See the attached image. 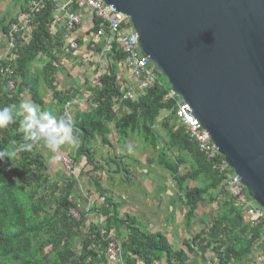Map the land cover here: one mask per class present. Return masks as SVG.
<instances>
[{"label": "trees", "instance_id": "obj_1", "mask_svg": "<svg viewBox=\"0 0 264 264\" xmlns=\"http://www.w3.org/2000/svg\"><path fill=\"white\" fill-rule=\"evenodd\" d=\"M52 7L50 2L43 1L41 9L33 15L32 40L19 50L14 72L17 86L11 101L7 99L0 77V107L18 106L28 97L42 110H57L63 118L67 95L81 94V87L76 83L68 89L64 87L66 92L53 86L58 83V76L66 74L70 79L71 76L59 65L60 57L65 54L63 35H53L49 31ZM107 58V70L99 77L100 86L86 84L92 97L87 110L74 114L71 124L77 143L75 150L67 154L75 164L82 159L85 161L78 176H87L88 185L102 201H97L85 212L80 210L82 203L76 201L80 192L77 179L65 174L60 187L50 182L45 173L47 148L42 143L30 152L4 158L0 161V264H108L105 244L98 241L100 224L90 221V216L105 217L103 227L118 236L121 231L126 232L122 247L127 264H154L162 259H165L164 264H206L208 253H213L218 264H251L257 248L264 255L262 225L243 219L241 211L224 194L218 173L206 162L196 143L190 141L178 126L175 101L164 100L170 87L156 82L137 100H122L120 86L124 81L119 77L118 64L124 55L113 51ZM38 61L43 63L42 67L34 69ZM163 111L169 113V117L159 123L165 135L157 131V120ZM21 119L17 117L15 122L0 129V150L24 142L19 128ZM113 131L122 151L120 156L116 155L109 138ZM132 137H138L152 151V158L147 159L145 165L127 150V141ZM96 143L113 152L109 150L107 158L98 160ZM124 159L129 163H124ZM131 166L137 167V171L146 169L142 177L155 173L152 166L170 175L177 189V193L169 197L172 211L168 215L174 226L177 202L185 209V228L196 219L200 204L210 207L217 203L218 209L212 211L207 230L183 241L184 249H174L161 232H149L136 215L121 214L120 203L102 186L99 174H125L127 178L131 176ZM159 179L161 183L166 182L165 177ZM188 181L199 185L188 188L185 186ZM166 192L165 186L161 185L155 194L159 199ZM71 210H75L80 218L76 219ZM83 231V239L77 243L76 238ZM94 234L97 239L92 238ZM93 242L99 244L97 249L90 248Z\"/></svg>", "mask_w": 264, "mask_h": 264}, {"label": "water", "instance_id": "obj_2", "mask_svg": "<svg viewBox=\"0 0 264 264\" xmlns=\"http://www.w3.org/2000/svg\"><path fill=\"white\" fill-rule=\"evenodd\" d=\"M264 208V0H101Z\"/></svg>", "mask_w": 264, "mask_h": 264}, {"label": "built area", "instance_id": "obj_3", "mask_svg": "<svg viewBox=\"0 0 264 264\" xmlns=\"http://www.w3.org/2000/svg\"><path fill=\"white\" fill-rule=\"evenodd\" d=\"M43 1H48L53 6L49 31L53 35L56 33L63 35L64 49L67 54H83L79 59L80 63H86L95 53L97 56L105 57L107 61V55L112 54L113 51H119L124 55L123 60L118 64L119 71L120 66H122L126 74L133 79L134 84L129 87L122 79L124 81L120 86L123 92L122 100L135 101L144 96L147 90L156 82L161 85L158 79L159 73L150 64L149 58L143 57L138 50V38L129 18L122 12L116 11L113 6L105 4L101 0H31L25 3V7L20 12L17 21L10 24L3 52L0 53L1 85L6 91L9 101L13 99L17 86L14 72L15 65L19 59V50L29 45L32 40L31 23L33 15L41 9ZM85 13H90L93 21L85 36H79L77 31L83 24ZM83 37H85V40L82 41ZM78 47H80V50H78ZM106 70L107 63L99 71L103 74ZM96 85L100 86L98 81ZM53 86L58 91L66 92V89L62 88L57 82L53 83ZM71 95L73 94L67 95L68 99L62 109L63 119L69 123L72 122L74 114L77 111H75V108L82 104L77 99H72ZM75 95L85 97V105L81 109H78L79 111H85L89 98L92 97V92L89 91L86 94ZM164 100L175 101V116L178 126L183 129L190 141L196 143L198 151L204 156L206 162L211 164L212 168L218 173L222 180L224 194L241 211L243 219L246 222L252 221L262 225L263 235L261 244H264V208L256 205L247 195V191L242 185L240 178L218 152L208 133L203 129L199 120L192 114L189 105L170 89L164 96ZM61 164L67 175L77 179L78 185H80L78 171L73 158L63 156ZM70 212L76 219L80 218L75 210H71ZM102 217L99 216L96 220L100 224L97 232L99 238L96 234L92 238H98V241L105 244V256L108 264H125L123 253L117 241L111 234H108L101 228L104 226ZM98 246V243L93 242L90 248L97 249ZM154 264L159 263L156 261ZM206 264H218V260L213 256Z\"/></svg>", "mask_w": 264, "mask_h": 264}, {"label": "rangeland", "instance_id": "obj_4", "mask_svg": "<svg viewBox=\"0 0 264 264\" xmlns=\"http://www.w3.org/2000/svg\"><path fill=\"white\" fill-rule=\"evenodd\" d=\"M78 50H80V47H78ZM82 56H83V54L78 53V54L74 55V57H72V55H70L69 61L66 60V58H64V57L62 59H59L60 67L65 69V71L67 73H69V72L72 73V75L75 78L71 77V79H69V78L62 79V77L60 75V76H58V83L63 88L66 87V89H68V87H70V86L72 87L74 85L72 83V80L76 79L78 85H79V83H82V88H80L81 93L86 94V92H89V91L87 90V88H85L86 87L85 85L88 82H90L91 84H95V85H96L97 81L99 82V77L102 75L99 70L102 67H104V65H106L107 60L105 57L97 56V54L95 53V54H93L91 59L88 60L86 63H84V62L80 63L79 59ZM42 64H43L42 62L38 61L35 63V66L33 68L34 69L41 68ZM119 72H120L119 77L121 79H123L129 87L133 86V84H134L133 79H131L126 74V72L122 66H120ZM158 79H159V82L161 84H164L166 87H169V84L167 83V81L164 79V77L161 74H159ZM65 82H67L66 85H64ZM79 87H81V85H79ZM71 96H72V99H77L78 101H80L82 103L80 106L75 108V111L76 110L79 111L78 109H81L86 103L85 97L75 95V94H73ZM89 100H90V98H89ZM55 114L57 115V112H55ZM58 116H59V114H58ZM168 117H169V113L163 111L160 113V116L157 120V122H158L157 131L162 135H165V133L161 129V127L159 126V123ZM59 118H60V116H59ZM109 138H110L112 145L115 149V153H118L116 155L120 156L122 154V151L119 147V144L117 142V136H116L114 131L109 136ZM73 147L74 146H72L71 144L66 143V144L62 145L61 148L58 151H56L55 153L60 154L61 152H63V153L71 154ZM126 147H127L129 154L131 156H133L134 158H136L142 165L146 164L147 159L152 158L151 149L148 146L144 145L138 137L137 138L132 137L130 140H128ZM95 148L98 149L96 157L100 161L103 158H107L109 150L111 152H113L112 149H109L107 147H103L100 145V143H96ZM67 154H64V156L66 158L69 157V156H67ZM123 161H124V163L128 162L127 159H124ZM76 165H77L76 169L78 167L79 172H80L81 168H83V165H85V161L82 159L81 162L77 163ZM152 168L154 169L155 173H152L150 175L146 174L145 177L141 176V175H145V169H139V171H136L134 174L131 173L130 180L134 182V185L132 187L130 184H133V183H130L127 185L125 184L126 185L125 187L122 184L119 187L116 177L112 178V181L110 182L112 184L109 185V182H108L109 179H108L107 174H104V175L99 174L100 175L99 177L101 178L102 186L104 185L103 187H105L108 191H110L111 194L114 195L115 200H118V202L120 203L121 213H124V212L129 213V214L132 213L133 215H137L141 220L148 221L149 224L153 223V227H152L153 230H157L158 232H161L167 238V240H169L168 242L171 245L173 244L172 245L173 248H175L176 244H178V246H184L183 242H181V240H178L177 237L173 236V234L171 232H169V230L167 229V226H164V223L160 222V215L154 216V217H156V221L151 217V211L154 212V211H156L157 208L160 209V210L157 209V210H159V212L161 211L160 213H163V215H166L167 209L164 207V205H165V203L169 204V202H170V198H169L170 194L168 192H170L171 195L177 193V189L174 186V184L172 183V179H171L170 175L168 173L158 169V168H155V166H152ZM65 174L67 175V173L63 169L62 174L49 179V181L50 182L53 181V182L57 183L58 186L62 185L64 178H65ZM124 177H125V175L123 174L122 178H124ZM161 177H165L166 180L168 181L166 186H165V188L167 189V192H166V194H161L159 196V199H158L156 197V194H155V189H156V186L162 185V183L160 182V179H159ZM79 179H80L81 184L78 187L80 189V192H78V194H77L79 196L77 199L80 201V203H82L80 206V210L83 209V211L86 212L89 208L92 207V205L94 203H96L97 201L100 202V200L102 201V199L93 191L92 187H90L88 185V179H87L86 175H80ZM136 184H138V187L135 189V191L140 195L138 198H137L136 194H135V196H134V194H130V192L133 191L132 188ZM197 185H199V184L195 181H188L185 184V186L188 188H192V187H195ZM80 198H82V199H80ZM84 201H85V204H84ZM131 203L135 206L136 209H133V208L127 206ZM97 204H99V203H97ZM161 205L163 207H161ZM217 209H218L217 203L212 204L210 207H208L204 204H200V206L197 210L198 217L200 216V214L204 215V214L208 213L210 221H211V217H212L211 211H216ZM175 210H176L175 211V219L178 221V224H179L180 229L182 230L183 236L186 237V238H184L185 240L192 239L196 234H198L200 232V228H203L204 226L207 227L210 223V221L209 222L207 221L208 223L206 221H204V217H203L202 220H200L198 218L199 223H201L202 227H200L198 225H196V226L192 225L191 228H185L183 226V215H184L185 209L181 206V204L179 202H177L175 204ZM89 218H90V221H93V222L97 220V217H94V216H90ZM205 219H206V217H205ZM103 220H105V217H102V221ZM101 228L103 230H105L108 234H111L114 237V239L117 241V244L123 253L122 242H123V238L126 236V232L121 231V235L118 236L113 231H107L105 227H101ZM203 229L207 230V228H203ZM151 232H152V230H151ZM83 236H84V231L78 235V237L76 238V242L80 243L83 239ZM179 238H181V236ZM78 247H80V244H78ZM46 250H49V248H47ZM212 257H213V253L207 254L208 260H210V258H212ZM157 262L159 264H164L165 259H162L161 261H157ZM125 264H127V263H125ZM133 264H143V263L135 262ZM251 264H264V260L262 259V256L259 255L257 250L255 251V256L253 257V263H251Z\"/></svg>", "mask_w": 264, "mask_h": 264}, {"label": "crops", "instance_id": "obj_5", "mask_svg": "<svg viewBox=\"0 0 264 264\" xmlns=\"http://www.w3.org/2000/svg\"><path fill=\"white\" fill-rule=\"evenodd\" d=\"M24 7H25V2L24 1H22V0H0V53H2L3 52V48H4V45H5V43H6V39H7V33H8V30H9V26H10V24H12V23H15L16 21H17V19H18V17H19V15H20V12L24 9ZM92 21H93V19H92V15L90 14V13H85L84 14V18H83V24H82V26L80 27V29L77 31V33H78V35L79 36H85V33H86V31L90 28V26H91V24H92ZM76 33V34H77ZM83 40H85V37H83L82 38V41ZM76 54H78V53H74V54H67L66 52H65V54L63 55V56H61L60 57V59H62L63 57L64 58H66V60H70V55H72V57H74V55H76ZM68 75L70 74V76L71 77H74L73 75H72V73H67ZM62 77V79H65V78H69V76H67L66 74H64V75H62L61 76ZM75 78V77H74ZM70 79V78H69ZM65 83H67V82H65ZM72 83H76V84H78L77 83V80L76 79H73L72 80ZM79 85H81V88H82V83H79ZM86 86V85H85ZM86 88V87H85ZM25 99H27L28 100V97H25L24 98V100ZM23 100V101H24ZM55 112H57V115L55 114ZM58 118H59V116H58V111L56 110V111H54L53 112ZM76 147V145L73 147V150H75L74 148ZM72 150V151H73ZM97 152H98V149H97ZM64 154H67V153H63V152H61L60 154L59 153H55V152H52V151H50V150H46V153H45V165H46V171H45V173H46V175H48V177H49V179H51V178H53V177H56V176H58V175H60V174H62L63 173V168H62V165H61V158L64 156ZM116 154H118V153H116ZM204 157V156H203ZM104 159V158H103ZM128 163H129V161H128ZM77 166V165H76ZM82 169V168H81ZM77 170L79 171V169H78V167H77ZM129 170H130V172L132 173V174H134L136 171H137V167H135V166H131L130 168H129ZM139 171V170H138ZM145 173H146V169H145ZM152 174V173H151ZM104 175V174H103ZM122 175L123 174H117L116 176L115 175H110V176H108V179L110 180H108V182H109V185H111L112 183H110L111 181H112V178H114V177H116L117 178V182H118V186L120 187L122 184H123V186L125 187L127 184H130V183H133V184H130L131 185V187L134 185V182L133 181H131L130 180V177H127V178H122ZM125 175V174H124ZM148 175H150V173L148 174ZM126 176V175H125ZM143 177H145V176H143ZM53 182V181H52ZM57 182V181H56ZM167 180H166V182H164V183H162V185H164V186H166V184H167ZM55 183V182H54ZM172 183H173V181H172ZM126 184V185H125ZM104 186V185H103ZM159 186H161V185H158V186H156V189L159 187ZM221 186H222V184H221ZM138 187V184H136L132 189H133V191L132 192H130V194H134V196H135V194H136V196H137V198L140 196L136 191H135V189ZM105 188V187H104ZM106 189V188H105ZM156 189H155V191H156ZM222 189H223V187H222ZM224 191V190H223ZM169 194H170V196L169 197H171L172 195H171V193L170 192H168ZM77 197V196H76ZM133 197V196H132ZM78 199H76V201H77ZM124 200V199H123ZM155 200V199H154ZM169 202V201H168ZM128 207H131V208H133V209H136L135 208V206L131 203V204H129V205H127ZM161 207H163L162 205H161ZM164 207L167 209V214L166 215H163V213H160L159 212V208H157V209H159V210H157L156 209V211H154V212H152L151 211V217L156 221V217H154V216H158V215H160V222H163L164 223V226H167V229L169 230V232H171L172 234H173V236H175V237H177V239L178 240H181V242H183V241H185V239L184 238H186L185 236H183V234H182V230L180 229V227H179V224H178V221L175 219V226L174 225H172L171 223H170V219H169V215H168V212H171L172 211V207H171V205H170V202H169V204L168 203H165V205H164ZM199 208V207H198ZM168 209H169V211H168ZM212 212V211H211ZM124 213H126V212H124ZM121 214H123V213H121ZM130 215H133L132 213H130ZM137 216V215H136ZM213 216V215H212ZM138 217V216H137ZM203 217H204V221H210V218H209V215H208V213L207 214H200V216L198 217V213H196V219L190 224V227L189 228H191L192 227V225H194V226H196V225H198V226H200V227H202V225H201V223H199V220H198V218L200 219V220H202L203 219ZM205 217H206V219H205ZM138 220L140 221V222H143L144 223V225H145V227H146V229L149 231V232H151V230H152V232L151 233H155V232H158L157 230H153V223L152 224H149V222L148 221H146V220H141L139 217H138ZM152 221V220H151ZM207 222V223H208ZM208 225V224H207ZM183 226H184V223H183ZM208 227V226H207ZM207 227H203V228H207ZM203 228H200V231H202V230H206V229H203ZM181 236V238H179L180 236ZM169 241V240H168ZM183 244H184V242H183ZM173 245V244H172ZM180 248H183L184 249V246H178V244H176L175 245V248L174 249H180ZM257 250V252L259 253V255H261L262 256V259L264 260V255H262L261 254V251L257 248L256 249Z\"/></svg>", "mask_w": 264, "mask_h": 264}, {"label": "clouds", "instance_id": "obj_6", "mask_svg": "<svg viewBox=\"0 0 264 264\" xmlns=\"http://www.w3.org/2000/svg\"><path fill=\"white\" fill-rule=\"evenodd\" d=\"M17 117L22 118L19 128L24 142L11 149L0 150V161L15 157L20 152H30L39 143L52 152L58 151L66 143L72 146L77 143L71 123L58 118L51 111L42 110L39 105L27 99L18 106L13 104L0 107V129L15 122Z\"/></svg>", "mask_w": 264, "mask_h": 264}]
</instances>
